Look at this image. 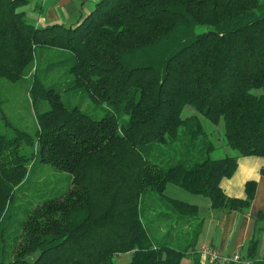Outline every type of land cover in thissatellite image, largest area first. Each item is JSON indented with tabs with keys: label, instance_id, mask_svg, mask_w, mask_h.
<instances>
[{
	"label": "trees",
	"instance_id": "1",
	"mask_svg": "<svg viewBox=\"0 0 264 264\" xmlns=\"http://www.w3.org/2000/svg\"><path fill=\"white\" fill-rule=\"evenodd\" d=\"M25 2L0 0V79L31 80L35 116L34 131L11 121L0 87V264H181L190 252L203 264L199 207L165 191L251 204L254 181L244 199L220 183L239 157H264V0H100L73 25L45 27ZM69 91L105 114L69 104ZM199 115L223 124L234 155L211 157ZM40 162L67 182L19 218L16 190ZM256 247L245 258L264 264Z\"/></svg>",
	"mask_w": 264,
	"mask_h": 264
},
{
	"label": "crops",
	"instance_id": "2",
	"mask_svg": "<svg viewBox=\"0 0 264 264\" xmlns=\"http://www.w3.org/2000/svg\"><path fill=\"white\" fill-rule=\"evenodd\" d=\"M100 0H26L19 10L24 13L26 20L36 27L51 24L73 25L89 15ZM254 181V196L249 207L243 211H229L212 208L210 200L203 195H187L180 193L171 198L183 200L199 207L198 220L203 228L198 238L195 251L202 255L203 264H235L216 261L210 263L201 253L204 246H209L219 255L230 257L240 254L244 259L248 253L249 243L257 240L253 259H264V157L241 156L234 174L221 180L223 191L232 198L247 197L246 185ZM176 186V185H175ZM187 192V191H185ZM263 214V219L259 216ZM185 258L193 263V252ZM184 260V259H183ZM188 261V262H189ZM189 264V263H188Z\"/></svg>",
	"mask_w": 264,
	"mask_h": 264
},
{
	"label": "rangeland",
	"instance_id": "3",
	"mask_svg": "<svg viewBox=\"0 0 264 264\" xmlns=\"http://www.w3.org/2000/svg\"><path fill=\"white\" fill-rule=\"evenodd\" d=\"M54 76L56 79L60 77L62 82L66 80V77L62 76V71L55 72ZM30 82L31 80L29 78L23 79L19 82H10L0 79V87L2 91L3 107L7 117L27 130L34 131L35 116L28 99ZM64 99L69 104L81 105L83 110L94 114L96 118H100L105 114V111L102 110L99 105L92 103L88 94H83V91H79L78 93H73L71 91L64 92ZM194 113L196 114L191 106H186L183 111V116H190ZM120 118L121 120H125L128 119V116L121 115ZM200 121L202 122L203 129L206 133L204 135L205 140L212 142L214 145V150L211 153L212 158H221L226 155L235 154V152L228 148L224 143L223 124L216 126L202 116H200ZM66 182V174L64 172H59L51 165L40 162L37 168L30 174L25 184L16 190L17 194L14 215L23 218V209L41 203L43 195L47 194L52 189L58 191L64 188ZM179 191L180 193L182 192L187 193V195H192L175 185L169 186L167 194L177 197L179 196ZM130 258L131 254H125L120 256L118 261L126 262L129 261ZM188 261L187 258H184L181 264H191V261Z\"/></svg>",
	"mask_w": 264,
	"mask_h": 264
},
{
	"label": "built area",
	"instance_id": "4",
	"mask_svg": "<svg viewBox=\"0 0 264 264\" xmlns=\"http://www.w3.org/2000/svg\"><path fill=\"white\" fill-rule=\"evenodd\" d=\"M201 253L208 259L210 263L222 261L225 263L252 264V261L250 259H244L240 254H235L230 257L221 256L217 251L213 250L209 246H204L201 250ZM261 261L264 262V259Z\"/></svg>",
	"mask_w": 264,
	"mask_h": 264
}]
</instances>
